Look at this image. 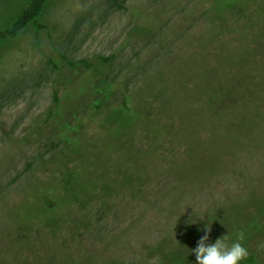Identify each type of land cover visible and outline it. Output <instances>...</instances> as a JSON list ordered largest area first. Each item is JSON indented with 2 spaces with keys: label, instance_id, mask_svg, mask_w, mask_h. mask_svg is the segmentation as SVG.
Returning <instances> with one entry per match:
<instances>
[{
  "label": "rangeland",
  "instance_id": "374dc122",
  "mask_svg": "<svg viewBox=\"0 0 264 264\" xmlns=\"http://www.w3.org/2000/svg\"><path fill=\"white\" fill-rule=\"evenodd\" d=\"M31 1L0 0V32ZM218 13L49 0L46 30L0 41V264H197L209 223V244L242 231L264 264V0ZM124 94L140 120L115 134ZM82 163L100 183L90 201L21 223L35 190Z\"/></svg>",
  "mask_w": 264,
  "mask_h": 264
},
{
  "label": "trees",
  "instance_id": "16d2710c",
  "mask_svg": "<svg viewBox=\"0 0 264 264\" xmlns=\"http://www.w3.org/2000/svg\"><path fill=\"white\" fill-rule=\"evenodd\" d=\"M48 1L49 0H32L19 15L13 26L0 32V41L17 37L19 33L24 31L31 23H35V26L39 31L46 30L47 28L45 26L37 24V20L43 11V7ZM252 1L253 0H217V11H219L218 15H222L223 12L229 8V6L240 5L241 7H244L247 3ZM112 59L113 58L101 60L104 63H111ZM80 64L84 65L87 69L92 68V65L86 61H83ZM70 65L75 66L76 64L70 63ZM210 100L211 102L216 101L215 99L212 100V98H210ZM54 101L57 108V114L62 113L65 108L61 103L57 91H55ZM121 111L123 114L121 117L122 121L119 122L117 127L113 126L111 129L115 131V134H118L123 130L128 131L133 129L140 120V110L138 107H133L130 104V97L126 94L123 96ZM104 132L105 131L102 132L103 135ZM156 140L157 142L161 141V139H159L160 141L158 139ZM78 163L81 162L78 161ZM85 170V166L82 163L79 165L78 173L68 171L65 172V182H62L61 187L55 185L53 187L41 189L40 191L35 190V193L32 194L33 199L28 200L32 209L21 212V223L26 224L40 222L47 225H57V217L61 216L62 212L69 208V206H72L76 203L82 204L90 201L95 194V186L100 183L98 180L91 178V175L86 173ZM139 180L141 182L144 180V177L139 176ZM114 192L121 194V191L118 189ZM30 211L35 213V215H33ZM246 262L248 264H257L254 257L252 256L246 258Z\"/></svg>",
  "mask_w": 264,
  "mask_h": 264
},
{
  "label": "clouds",
  "instance_id": "9594fccd",
  "mask_svg": "<svg viewBox=\"0 0 264 264\" xmlns=\"http://www.w3.org/2000/svg\"><path fill=\"white\" fill-rule=\"evenodd\" d=\"M204 232L205 235L198 241L194 250L197 264H242L248 257V251L241 243L244 240L242 231L236 234V239L231 244L226 243L227 236L217 239L215 243H208L211 223Z\"/></svg>",
  "mask_w": 264,
  "mask_h": 264
}]
</instances>
